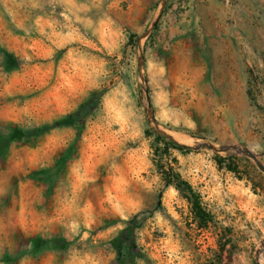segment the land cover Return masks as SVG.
I'll return each instance as SVG.
<instances>
[{"label": "rangeland", "instance_id": "1", "mask_svg": "<svg viewBox=\"0 0 264 264\" xmlns=\"http://www.w3.org/2000/svg\"><path fill=\"white\" fill-rule=\"evenodd\" d=\"M162 1L0 0V264H264V174L193 148L264 167V0Z\"/></svg>", "mask_w": 264, "mask_h": 264}, {"label": "trees", "instance_id": "2", "mask_svg": "<svg viewBox=\"0 0 264 264\" xmlns=\"http://www.w3.org/2000/svg\"><path fill=\"white\" fill-rule=\"evenodd\" d=\"M3 63L5 70L11 72L16 69L17 63L13 56L5 51L2 52ZM96 96V97H95ZM100 94L94 93L91 96V99L87 100L86 103H93L94 97L99 98ZM23 134V131L11 124L7 125L6 130L0 131V160H5L8 156L9 149L14 140L20 137ZM177 149H187L190 148L180 144H174ZM161 177L166 186H172L175 189L183 192L186 195V198L190 204L191 211L194 217L197 219L201 228H206L212 221V217L208 214L201 206L198 197L192 191L190 186L181 180L180 176L174 171L172 167L161 170Z\"/></svg>", "mask_w": 264, "mask_h": 264}, {"label": "water", "instance_id": "3", "mask_svg": "<svg viewBox=\"0 0 264 264\" xmlns=\"http://www.w3.org/2000/svg\"><path fill=\"white\" fill-rule=\"evenodd\" d=\"M165 1L166 0H163L162 1V4H161V8H160V12L162 11L163 7H164V4H165ZM160 15V14H159ZM159 18V16H158ZM157 18V19H158ZM155 24L152 25V28L154 27ZM148 113L150 115V108H148ZM150 120L151 122L154 124L155 128L157 129V131L162 134L164 137H166L167 139L169 140H173L172 137H170L169 135L165 134L161 129L160 127L157 125V123L152 119L151 115H150ZM194 149L198 150V149H201V148H204V149H209V150H212L214 152H218L220 150H231L233 152H235L237 155H243L249 159H251L255 165L257 166V168L264 174V167L261 165V163L258 161L257 157L252 154L248 149L246 148H239V147H235V146H224V147H221V148H216L210 144H207V143H201V144H197L193 147ZM264 249V247H263Z\"/></svg>", "mask_w": 264, "mask_h": 264}, {"label": "bare ground", "instance_id": "4", "mask_svg": "<svg viewBox=\"0 0 264 264\" xmlns=\"http://www.w3.org/2000/svg\"><path fill=\"white\" fill-rule=\"evenodd\" d=\"M172 137H174L177 141L182 142L183 140L181 138H177L176 135L173 133L168 132ZM182 140V141H181Z\"/></svg>", "mask_w": 264, "mask_h": 264}]
</instances>
